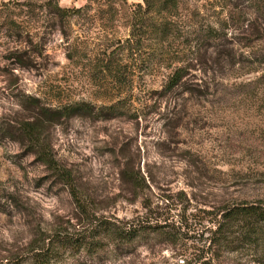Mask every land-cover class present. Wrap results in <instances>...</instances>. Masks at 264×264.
<instances>
[{
	"label": "rangeland",
	"instance_id": "1",
	"mask_svg": "<svg viewBox=\"0 0 264 264\" xmlns=\"http://www.w3.org/2000/svg\"><path fill=\"white\" fill-rule=\"evenodd\" d=\"M32 1L25 42L0 27V264L32 263L55 233L98 245L56 250L53 264H264L243 221L217 229L225 207L264 205L262 2L178 0L168 33L128 52L143 0H50L81 9L67 19ZM176 67L185 77L168 90Z\"/></svg>",
	"mask_w": 264,
	"mask_h": 264
},
{
	"label": "trees",
	"instance_id": "2",
	"mask_svg": "<svg viewBox=\"0 0 264 264\" xmlns=\"http://www.w3.org/2000/svg\"><path fill=\"white\" fill-rule=\"evenodd\" d=\"M100 1H102L104 4H108V8H112L113 2H115V0ZM260 1L262 4H259L256 7L261 13L262 17L258 23L253 20L254 38L252 42L255 43L253 45V55L255 56L253 65L255 66L252 67L251 72H260V75L257 77L256 81L259 82V84H264V53H260L255 47L258 45V42H264V0H259V2ZM44 5L50 6L52 9V14L59 17V19H67L69 16H72V14H76L81 11L80 8H61L57 3H53L50 0L46 1L44 4L38 5V7H43ZM36 7V2L32 0H0V27H4V31L7 36L10 38H15V42H25L22 37L23 35H27L29 30H24V28L30 24L32 15H35ZM177 7L178 0H143V4H136L131 12L129 23L130 30L128 37L124 40V49L128 52H132L134 48L140 47L148 34V30L158 32L162 35L167 34L170 29L168 26L169 21H167L168 15L171 14V11L176 10ZM152 14L158 17V20L155 21V24L154 22L150 24L147 20V15ZM210 36H212L211 32L204 36V39L205 37ZM14 50L17 51V49ZM16 51L12 52V57H16ZM113 51L114 50H112L110 54L113 53ZM184 77L185 75L181 67L174 68L172 73L168 76L166 84L167 89L171 90L174 87H177L182 83ZM34 106L38 107L37 105ZM106 108L111 111L113 106L110 105ZM77 109L88 110V105H66L59 108L58 112L54 111L52 113H54V115H59L60 113L62 117H68ZM50 113L51 112L48 109L40 108L39 115L51 116ZM43 155L45 156L43 161L50 162L49 155ZM262 204V202L254 204L245 202V204H237L230 207H225L221 214V220L217 222V229H221L223 221H243L241 240H244L245 243L260 247V249L264 252V205ZM109 231L114 233L113 230ZM123 234L127 236L128 241H131L134 237H136V232H134V229L130 228L125 229ZM97 245L98 243L95 240H88L84 237L73 238V236H68L66 234L55 233V235L50 239V243L45 244L40 250L34 253V259L30 264H53V261H55V253H57L56 250H94Z\"/></svg>",
	"mask_w": 264,
	"mask_h": 264
}]
</instances>
